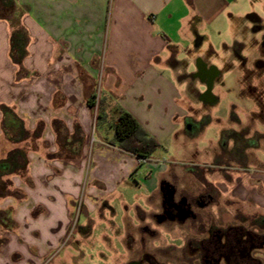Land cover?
<instances>
[{"label":"crops","instance_id":"1","mask_svg":"<svg viewBox=\"0 0 264 264\" xmlns=\"http://www.w3.org/2000/svg\"><path fill=\"white\" fill-rule=\"evenodd\" d=\"M251 1L264 0L15 1L28 44L21 66L13 64L11 29L0 19V160L18 149L26 167L2 177L19 197L0 198V264L53 260L76 203L81 201L87 222L143 166L150 173L136 184L138 222L148 224L162 183L175 180L178 191H211L224 203L252 206L248 214L264 218L261 172L241 167L233 175L227 163L205 180L159 158L139 161L108 144L112 131L104 125L90 146L96 128L94 108L86 104L98 86L105 113L120 107L157 142L163 140L187 116L188 102H195L188 86L183 90L181 48L193 37L196 46L210 34L231 39V29L234 38L250 36L258 19L248 14ZM20 126L26 136L12 141Z\"/></svg>","mask_w":264,"mask_h":264},{"label":"rangeland","instance_id":"2","mask_svg":"<svg viewBox=\"0 0 264 264\" xmlns=\"http://www.w3.org/2000/svg\"><path fill=\"white\" fill-rule=\"evenodd\" d=\"M248 8V14L258 18L252 21L250 36L234 38L231 29V39L230 35L210 34L196 46L193 37L191 45L181 48L179 58L187 67L182 74L187 83L183 90L188 86V93L195 102H188L187 116L179 120L171 134L158 142L160 147L151 158L174 164L178 171L188 170L205 180L227 163L231 165V171L242 167L264 175V1H251ZM243 18L237 23L241 24ZM199 64L206 72L215 71L214 76L200 75ZM207 87L215 98L212 104L203 103L200 98ZM98 90L99 87L94 86L97 96L92 129L100 100ZM103 128L100 124L96 127L89 140L90 146ZM63 136L65 134L60 137ZM149 171L141 167L136 175L105 199L107 207L101 204L96 212L89 213L87 222L80 215L82 203L77 202L64 243L51 256L53 260H45L44 264H127L138 258L142 249L140 241L145 250L151 252L169 243L183 247L185 238L193 235L188 224L160 226L149 217H146L148 224L134 220L137 211L134 205L140 204L136 184ZM235 173L232 171L233 175ZM217 204L221 224L231 221V225L250 227L248 222L241 223L238 215L250 218L249 215H254L248 214L252 206L247 204L242 208L222 200ZM154 208L158 212V206ZM151 210L149 206L148 211ZM142 226L149 227L156 235L152 237L142 231L139 228ZM179 249L173 253H178Z\"/></svg>","mask_w":264,"mask_h":264},{"label":"flooded vegetation","instance_id":"3","mask_svg":"<svg viewBox=\"0 0 264 264\" xmlns=\"http://www.w3.org/2000/svg\"><path fill=\"white\" fill-rule=\"evenodd\" d=\"M198 67L200 75L212 77L215 74L213 70L206 72L201 64ZM200 98L203 103L215 102L210 87ZM175 182L162 183L159 210L150 217L160 226L188 224L193 235L182 240L181 248V245L169 243L165 247L154 248L152 252L145 250L144 243L140 241L142 249L138 258L127 264H264L263 217L238 215L241 223L248 222V228L231 225V221L221 224L218 197L207 190L189 195L178 191ZM141 230L152 237L156 235L149 227L142 226ZM176 248L180 249L175 254Z\"/></svg>","mask_w":264,"mask_h":264},{"label":"trees","instance_id":"4","mask_svg":"<svg viewBox=\"0 0 264 264\" xmlns=\"http://www.w3.org/2000/svg\"><path fill=\"white\" fill-rule=\"evenodd\" d=\"M23 10L18 7L14 0H0V19L6 21L11 29L9 40L10 59L13 64L21 66L26 55L28 36L20 23ZM90 109L95 108V96L86 100ZM113 116V117H112ZM54 123L55 130L58 127ZM112 131L109 145L116 147L119 151L136 157L139 161H146L160 147V144L137 122L127 111L120 107H114L112 112L105 113L101 100L98 101L95 116V128L98 125ZM57 127V128H56ZM17 137H10L12 141L21 140L26 136L22 127H19ZM26 167L25 154L18 150H12L8 156L0 160V198L12 196L19 197V193L11 189L9 181L2 180L3 176L13 173H23Z\"/></svg>","mask_w":264,"mask_h":264}]
</instances>
